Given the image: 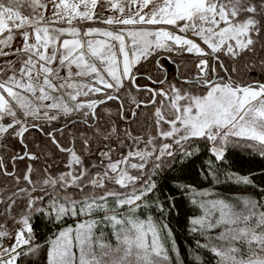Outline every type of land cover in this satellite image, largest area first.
I'll list each match as a JSON object with an SVG mask.
<instances>
[{
	"label": "snow or ice",
	"instance_id": "6c2138e0",
	"mask_svg": "<svg viewBox=\"0 0 264 264\" xmlns=\"http://www.w3.org/2000/svg\"><path fill=\"white\" fill-rule=\"evenodd\" d=\"M201 145L255 194L174 180L190 259L264 264V165L229 163L264 160V0H0V264H184L157 178Z\"/></svg>",
	"mask_w": 264,
	"mask_h": 264
},
{
	"label": "trees",
	"instance_id": "16d2710c",
	"mask_svg": "<svg viewBox=\"0 0 264 264\" xmlns=\"http://www.w3.org/2000/svg\"><path fill=\"white\" fill-rule=\"evenodd\" d=\"M109 103L111 104L112 102ZM16 148H19L18 144H16ZM207 158V149L203 145H201V152L199 155L185 161L183 165L177 163L173 169L166 170V172L163 173L161 177L157 178L163 196H168L170 194L175 198L176 206L172 208L170 214L167 217V220L169 222V226L173 230L177 245L179 247L180 255L184 260V264H193V261L190 259L189 247L191 246L193 249H195V245L193 243V236L188 231L187 220V218L192 215L193 206L190 203L188 197L176 187H174V180H179L183 183H191L200 189L215 187V190L217 192H220L225 196H234L237 194H255L254 190H252L251 188L245 191L242 185H213L211 177L205 180L202 176L199 175V173L203 161ZM229 163L231 165L232 171L238 172L242 175L253 173L257 175V180H259L258 174L260 166L264 165V160H261L258 156L250 155L247 151L232 149L230 150ZM221 179H223V177H221ZM0 181L1 183H4L2 177H0ZM153 214L158 215L157 213ZM69 220L70 219H68L67 222H69ZM33 223L36 225V235L40 239L41 243H43V238L48 236L50 232L56 231V229L51 224H48L39 218H36ZM201 255L204 261H207L209 259V254L201 253ZM40 264H46V253L42 254Z\"/></svg>",
	"mask_w": 264,
	"mask_h": 264
},
{
	"label": "rangeland",
	"instance_id": "374dc122",
	"mask_svg": "<svg viewBox=\"0 0 264 264\" xmlns=\"http://www.w3.org/2000/svg\"><path fill=\"white\" fill-rule=\"evenodd\" d=\"M25 11H28V10L25 9ZM126 107H127V105H126ZM112 108H113V112H115L116 111V105L112 104ZM3 152H5V149L4 148H0V153H3ZM19 167L23 168L24 165L23 164H19ZM0 186H3V183H1V181H0ZM68 223H74V221L70 219ZM14 227H15V225H11L9 230H11Z\"/></svg>",
	"mask_w": 264,
	"mask_h": 264
}]
</instances>
